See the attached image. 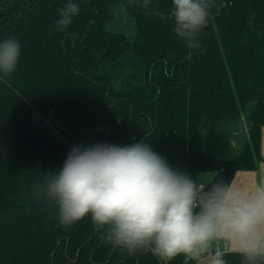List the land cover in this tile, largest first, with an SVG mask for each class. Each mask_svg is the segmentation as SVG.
<instances>
[{
  "label": "trees",
  "instance_id": "obj_1",
  "mask_svg": "<svg viewBox=\"0 0 264 264\" xmlns=\"http://www.w3.org/2000/svg\"><path fill=\"white\" fill-rule=\"evenodd\" d=\"M221 1L200 47L189 49L168 18L172 0H151L164 18L135 0H75L79 13L65 30L55 22L67 0H0V41L21 44L16 71L0 77V264H194L110 244L90 216L62 226L57 204L35 185L61 169L73 146L105 143H147L194 181L212 173L229 184L236 172L255 171L264 0ZM116 10L129 31L114 27ZM229 128L228 146L240 130L243 139L234 157L219 158L212 133Z\"/></svg>",
  "mask_w": 264,
  "mask_h": 264
},
{
  "label": "clouds",
  "instance_id": "obj_2",
  "mask_svg": "<svg viewBox=\"0 0 264 264\" xmlns=\"http://www.w3.org/2000/svg\"><path fill=\"white\" fill-rule=\"evenodd\" d=\"M135 2L146 14L164 18L150 7L151 0ZM211 7L212 0H172L168 18L187 48L200 47ZM78 13V3L67 0L56 29H67ZM20 53L16 38L0 41V77L16 71ZM214 177L194 181L147 143H105L73 146L61 169L35 188L55 201L62 226L90 216L108 243L129 251L148 248L161 260L184 255L194 264H226L223 243L235 246L245 264H259L264 261V182L241 190Z\"/></svg>",
  "mask_w": 264,
  "mask_h": 264
},
{
  "label": "rangeland",
  "instance_id": "obj_3",
  "mask_svg": "<svg viewBox=\"0 0 264 264\" xmlns=\"http://www.w3.org/2000/svg\"><path fill=\"white\" fill-rule=\"evenodd\" d=\"M213 3H217L219 8L222 5L221 0H212V4ZM215 6H217V5L215 4ZM218 6L216 7L217 8L216 10H214V11L210 10V16L218 14L217 13L219 11ZM114 27L116 29L125 30V31H129L131 28L130 25L126 22L123 14L121 12H118V10H116V18H115ZM234 129H235V127H234ZM233 131L231 128H229L227 130V132H223V133L219 132V131L213 132L210 146H211V149H213L214 151L212 150L210 152H212V154H214V155H218L219 158L220 157L221 158L234 157L239 151V147H240V144H241L242 139H243V132H242V130L239 131L240 133H239L238 138H237L236 146L235 145L234 146H230V145L228 146L229 142L226 140H229V138L233 135ZM206 146H207V150H208L209 146H208L207 142H206ZM208 174L209 173H197L195 175V179H196V181H201V180L202 181H208V180L212 179L210 177L213 176V174L212 175H208Z\"/></svg>",
  "mask_w": 264,
  "mask_h": 264
},
{
  "label": "crops",
  "instance_id": "obj_4",
  "mask_svg": "<svg viewBox=\"0 0 264 264\" xmlns=\"http://www.w3.org/2000/svg\"><path fill=\"white\" fill-rule=\"evenodd\" d=\"M215 4L218 6L217 3H213L210 10L214 11L217 9V6H215ZM218 10H220V8ZM234 145V142H232L230 146ZM260 151L263 160L258 164L257 169L255 171L236 172L231 182L233 188H239L241 190H252L261 182H264V131L262 132ZM220 246L225 252L224 259L226 261V264H245L243 256L239 253L235 246L223 243ZM259 264H264V261H260Z\"/></svg>",
  "mask_w": 264,
  "mask_h": 264
},
{
  "label": "water",
  "instance_id": "obj_5",
  "mask_svg": "<svg viewBox=\"0 0 264 264\" xmlns=\"http://www.w3.org/2000/svg\"><path fill=\"white\" fill-rule=\"evenodd\" d=\"M36 123H37L38 125L43 126L45 129L51 130V126H50V124H49L46 120H44L43 118H41V117H38V118L36 119ZM52 255H53V254H52Z\"/></svg>",
  "mask_w": 264,
  "mask_h": 264
}]
</instances>
